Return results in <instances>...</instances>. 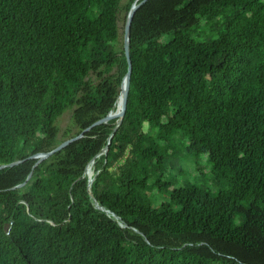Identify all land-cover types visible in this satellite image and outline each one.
Instances as JSON below:
<instances>
[{
  "label": "trees",
  "instance_id": "obj_1",
  "mask_svg": "<svg viewBox=\"0 0 264 264\" xmlns=\"http://www.w3.org/2000/svg\"><path fill=\"white\" fill-rule=\"evenodd\" d=\"M120 1L0 0V264H264V0H147L114 134L26 160L116 111Z\"/></svg>",
  "mask_w": 264,
  "mask_h": 264
},
{
  "label": "water",
  "instance_id": "obj_2",
  "mask_svg": "<svg viewBox=\"0 0 264 264\" xmlns=\"http://www.w3.org/2000/svg\"><path fill=\"white\" fill-rule=\"evenodd\" d=\"M146 1L147 0H134V2L131 4L129 11L126 15L124 26H123V50H124V56L126 58L128 68H127V72L122 76L121 81H120L119 96H118V98H120V110L117 111V109H116V111L114 113L111 112L107 116H105L104 118H101V119L93 122L86 129L81 131L80 134H78L77 136H73V137L66 139L65 141H63L62 143L57 145V147H55V149H53L52 151L38 152L32 156H29L26 160L37 158L38 163H39L40 161L46 159L47 157L61 151L62 149H64L66 146H68L72 142L82 138L85 135V133L88 132L91 128H93L97 125H100V124H105V123L109 122L110 120L116 119L115 127L113 128L110 136H112L114 134V132L117 130V128L120 126V124L122 122V119H123L125 111H126V106H127V97H128V92H129L131 69H132L130 55H129V44H130L129 40H130L131 22H132V18L134 16L136 10L142 4H144ZM107 152H108V146H106L104 149H102L98 155H100V154L106 155ZM20 162L21 161H17V162L10 163L8 165L0 166V170L4 169V168H11V167L19 164ZM86 173H87V170L85 171V175H86ZM94 179H95V177H93L92 179H90L88 177V182H87V191L88 192L90 191V186H91V183ZM93 201H94V206L99 208L97 201L95 199H93ZM104 213L107 214L108 212L104 211Z\"/></svg>",
  "mask_w": 264,
  "mask_h": 264
},
{
  "label": "rangeland",
  "instance_id": "obj_3",
  "mask_svg": "<svg viewBox=\"0 0 264 264\" xmlns=\"http://www.w3.org/2000/svg\"><path fill=\"white\" fill-rule=\"evenodd\" d=\"M130 0H121L120 1V4H119V17H121V20H120V29L122 30L121 31V34H120V41L123 42V26H124V21L122 20L123 17H124V7L128 4ZM71 113L72 111L71 110H67L57 121V126L60 130V134H59V139L62 138V135L64 133V131H66L67 129H71L72 128V122H71ZM185 170H186V175H182V177H179V180L181 181V178L189 180L190 182H194L195 181V173L192 169V165L190 163H188L186 166H184ZM199 175H203L204 178H208V168L206 167L205 164H203V166L199 167ZM209 179V178H208ZM210 181V180H209ZM158 198V202L157 203H160L162 201H165L166 200V196L164 195H160Z\"/></svg>",
  "mask_w": 264,
  "mask_h": 264
},
{
  "label": "bare ground",
  "instance_id": "obj_4",
  "mask_svg": "<svg viewBox=\"0 0 264 264\" xmlns=\"http://www.w3.org/2000/svg\"><path fill=\"white\" fill-rule=\"evenodd\" d=\"M119 110H120V98H118V100H117V111H119ZM88 177L91 179V171H90V174Z\"/></svg>",
  "mask_w": 264,
  "mask_h": 264
}]
</instances>
